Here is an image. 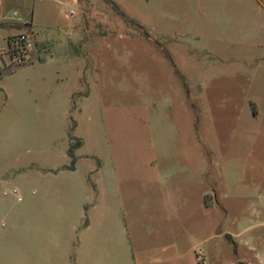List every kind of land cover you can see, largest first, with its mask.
I'll return each instance as SVG.
<instances>
[{"label": "rangeland", "instance_id": "obj_1", "mask_svg": "<svg viewBox=\"0 0 264 264\" xmlns=\"http://www.w3.org/2000/svg\"><path fill=\"white\" fill-rule=\"evenodd\" d=\"M4 4L0 264H264V0Z\"/></svg>", "mask_w": 264, "mask_h": 264}, {"label": "built area", "instance_id": "obj_2", "mask_svg": "<svg viewBox=\"0 0 264 264\" xmlns=\"http://www.w3.org/2000/svg\"><path fill=\"white\" fill-rule=\"evenodd\" d=\"M31 26V23L21 18L18 12L8 11L4 0H0V30L9 32L4 38L7 41V48L0 49V75L5 68L33 63L37 50ZM2 53L5 57H1Z\"/></svg>", "mask_w": 264, "mask_h": 264}, {"label": "trees", "instance_id": "obj_3", "mask_svg": "<svg viewBox=\"0 0 264 264\" xmlns=\"http://www.w3.org/2000/svg\"><path fill=\"white\" fill-rule=\"evenodd\" d=\"M179 73V75L185 80V78H184V76L180 73V72H178ZM82 146V141L81 140H77V143L74 145V146H72L71 148H70V150H69V155L72 157V166H71V168L73 169L74 168V165H75V161H76V157H75V154H74V152H75V149H77V148H80ZM86 225H87V220H86Z\"/></svg>", "mask_w": 264, "mask_h": 264}]
</instances>
